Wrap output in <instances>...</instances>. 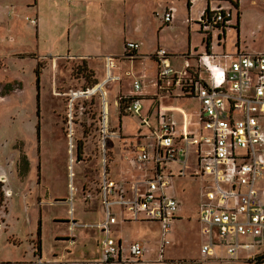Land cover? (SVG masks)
Instances as JSON below:
<instances>
[{"label":"rangeland","instance_id":"374dc122","mask_svg":"<svg viewBox=\"0 0 264 264\" xmlns=\"http://www.w3.org/2000/svg\"><path fill=\"white\" fill-rule=\"evenodd\" d=\"M66 1L0 0V165L9 173L13 171L8 174L12 195L7 201V217L4 219V208H1L3 212L0 214V258H18L20 253L29 252L32 243L36 248L40 216L44 254L50 248L58 247L65 251L70 248L77 254L90 253L92 259L101 255L95 239L86 241L80 237L75 245L62 242L55 246L57 234H68L67 225L56 220L68 217L64 200L70 196V183L76 189L75 217L84 222H99L104 217L101 210H88L81 195L83 187L85 194L92 195L94 205L99 206V126L96 117L81 110L82 102L77 105L73 111L71 148L67 96L72 91L100 84L104 73L101 71L102 65H99L100 60L74 59L72 56L102 50V53L116 57L117 74L121 80L106 87V91L111 93L108 96L110 125L121 129L122 138L115 141L119 145L113 143L110 146L112 150L108 159L114 162L119 158L114 165H110L114 178L120 179L125 173L126 177L132 178L128 181L135 182L141 180V168L147 166L140 165L136 160L137 155L142 148L152 154L151 146L156 132L154 125H157L153 110H150L149 122L144 117L152 104L150 100H154L150 96L156 91L153 85L157 69L155 60L149 55L155 51L159 40L160 47L173 54L171 62L180 70L184 65L181 53L204 51L203 36L200 34L204 33L198 30L200 26L185 22L184 0H79V6L62 9L60 6ZM203 4L201 0L192 16L200 12ZM240 4L241 32L237 34L235 18L227 24L226 35L223 36L220 29H214L211 33L214 53L236 55L239 40L241 45L245 42L252 53L264 52V0H241ZM169 6L178 10L176 15H179V19L167 25L162 15ZM34 20L36 24L32 23ZM204 37L208 38L209 34ZM125 40L143 43L139 53L148 56L129 62L127 56L130 53H124ZM47 53L51 55H45ZM128 72L137 78L129 77ZM136 80L142 82L145 90L143 116L123 113L125 115L120 117L115 102H119V97L124 100L130 97ZM159 99L162 107H169L170 114L176 116V108L184 110L186 119L181 112L178 118H174L181 131L195 128L193 125L197 123L198 112L196 101L177 98L163 103L161 97ZM89 107L97 109L86 102V110ZM39 125L40 140L37 134ZM195 149L192 147L193 151ZM11 154H17L14 160L7 157ZM5 180V176H0V198L3 201L11 194L5 187ZM202 184V180H193L188 176L173 180L172 193L180 200L178 213L181 219L171 224L166 239L172 243L166 247L162 258L179 259V264H243L201 256L203 237L196 211L199 195L205 196L211 189L209 184L205 183L204 187ZM42 200L46 204L40 210L38 204ZM55 200L60 203L48 205ZM115 230L116 236L123 238L125 246L130 241L138 240L155 251V256H149L152 259H145L147 262H154V257L158 258L161 254L162 234L158 224L136 221L124 227L119 224ZM41 263L39 260L38 264Z\"/></svg>","mask_w":264,"mask_h":264},{"label":"built area","instance_id":"2783aa9c","mask_svg":"<svg viewBox=\"0 0 264 264\" xmlns=\"http://www.w3.org/2000/svg\"><path fill=\"white\" fill-rule=\"evenodd\" d=\"M173 11L168 8L162 15L165 24L172 21ZM231 18L230 10L219 7L203 12L198 25L201 32L211 37L214 29H220L223 34ZM138 49L137 43L126 44L129 56ZM181 57L184 65L179 70L166 51L158 50L152 55L158 66L157 96L196 101L197 123L193 125L196 129L181 131L176 121L167 120L169 107H162L158 101L152 154L142 148L136 159L153 163L154 172L150 177L120 183L109 175L110 141L122 138L120 130L110 125L106 91L109 84L121 80L115 73L116 58L105 57L104 79L100 84L67 95L71 148L74 108L85 100L95 97L100 100L99 196L104 211L99 222L78 223L73 218L71 205L67 240L75 244L76 228L98 230L105 259L114 261L120 255L115 230L119 220L157 221L162 224V247L169 245L166 235L180 209V201L172 193V182L188 176L201 178L202 187L205 183L211 187L205 196L200 195L198 203L197 219L205 238L201 255L214 258L223 250L226 256L235 257L241 252H251L253 262H264V53L216 54L205 44L202 53ZM141 91L142 85L135 81L130 97L118 98L115 105L119 115L120 101L124 102L123 113L140 115ZM176 111L186 119L184 110L176 108ZM73 191L71 186V197ZM129 252L133 260L141 259L142 244L134 242Z\"/></svg>","mask_w":264,"mask_h":264},{"label":"crops","instance_id":"0c3cea01","mask_svg":"<svg viewBox=\"0 0 264 264\" xmlns=\"http://www.w3.org/2000/svg\"><path fill=\"white\" fill-rule=\"evenodd\" d=\"M200 1L201 0H184V2L186 4V7H187V10H188V11H186V7H185L184 12H185L186 17H187L185 19V22L186 23H188V24L195 23V24H197V26H199L198 25V20L201 17V15L203 14V12L208 11V10L217 9V8L221 7L223 9H226V10H230L231 11V13H232L231 20L233 18H235V25H237V28H236L237 34H238L239 31L241 32V22H240V20H241L240 19V7H241L240 6L241 5L240 2H241V0H203V3L204 4H203L200 12L196 16H192V13L196 11V6H197V4ZM236 1L238 2V8H236L233 5V3H232V2H236ZM80 4H81V2L79 0H67L60 7L61 8L63 7L62 9H66L67 7L71 9L72 6H79ZM168 8H172L174 10L173 11V19H172V21L169 24L175 23L177 21V18L179 17V15H176L177 12H178V10L174 6H169V7H167L164 10V12ZM86 9H87V7H86ZM164 12H163V14H164ZM234 13H235V16H234ZM173 20H174V22H173ZM38 23H39V21H38ZM138 30H140V27L137 28V31ZM198 30L201 31L200 27H198ZM211 33H213V31ZM211 33H210V35H211ZM200 34L203 36L202 37V44H203V47H204V50H205V40H206L205 37H204L205 34L204 35L202 33H200ZM224 35H226L225 29H224V32H223V36ZM128 42H134V43H137L139 45V49L136 52H134L132 54V56H127V60L128 61L129 60L130 61L131 60H134L135 61V60L141 59L143 56H148V55H141L142 53H139L141 47H143L144 44L143 43H138L137 41H132V40L131 41H126L125 40V43H124V53H127L126 52V44ZM211 42L212 41H211V37H210V46L212 47V50H213L214 49V46L212 45L213 42L212 43ZM238 45H239V47H238V52L237 53H242V54H247V55H255V54H258V53H264V52H256V51H253L254 53H252L251 51L248 50L249 47L247 45H245V42H244L243 45L240 44V40H239ZM196 49H198V48H196ZM158 50H164L163 48L160 47L159 40H158V46H157V48L149 56L153 55ZM164 51H166V50H164ZM102 52H103L102 50H98L96 52H93V54H79V55L72 56V57L74 59H82V60L98 59V60L101 61V63L99 65H102L101 71L103 70L102 73H104V60H105V57H107V56H112L114 58H116V57L113 56V55H111L110 53L106 54V53H102ZM89 53H92V52H89ZM95 53H99V54H95ZM166 53H168L169 55H171L168 51H166ZM188 53H196V50L194 52H191V50H189L188 52L181 53L180 55H185V54H188ZM222 54H224V52H222ZM45 55L50 56L51 54L50 53L49 54L47 53ZM154 62L156 64V69H158L157 62L156 61H154ZM117 71H118V68L115 71L116 74L118 73ZM126 74L129 77H133L134 79L137 78L136 76L132 75L131 72H128ZM103 78H104V75H103ZM156 78H157V70H156L155 81H154V85H153V87L155 88L156 91H155V93L152 94L153 96H150V97H154V100L153 99L150 100V101H152V104L147 109L146 115L144 116L145 118L146 117L149 118V120L147 122L150 121V116H151V114L149 115L150 110H153L152 115L153 114L155 115V106L157 105L158 101L160 100L159 97L157 96L158 93H157V89H156V86H155ZM136 81H138V80H136ZM114 84H117V82L116 83H111L107 87H109L110 85H114ZM140 84L142 85V91H141V96H142V110H141V112H142L143 111L144 95H145V92H143V91H145V90H143V84H142V82H140ZM161 101L163 103H164V101H166V103H169L170 102V98L169 97H163L161 99ZM175 114H176V116L174 114H170V112H168V114H167V120L168 121H170V120L175 121L174 118H178L177 116L179 115V112L176 111ZM140 116H143V115H141V113H140ZM154 126L156 127V125H154ZM119 130L121 132V129L120 128H119ZM39 140H40V138H39ZM113 143H116V144L119 145V142L113 141L110 146H112ZM122 147H123V145H122ZM151 147L153 149V146H151ZM110 150H112L111 147H110ZM147 152L149 153L148 150H147ZM16 155L17 154H14V155L11 154V155H8L7 157H13V160H14V158L16 157ZM118 159H115L114 162H109V175H110V177L112 179L116 180V181L119 180L118 182H120V183H129V182H131V181H128L127 179L130 180L132 178L126 177L127 174L125 175V173H123V175H122V177L120 179H117V178H114L113 177L114 176V173L111 172L110 165H112V164L114 165V163H116ZM13 160H12V162H13ZM139 163H141L140 165H147V166H144V169L141 168L142 171H140V174H139L140 177H142L141 179H144L146 177H150L152 175V173L154 172L153 163L150 162V161L149 162H145L144 161V162H139ZM115 165H117V164H115ZM11 173H13V171ZM11 173H9L8 169H5L4 166H1L0 165V176H5V179H6L5 180V187L8 189L9 192H11V194H8L6 196V199L3 202V206L1 207V208H4V210H5L4 211V219L7 217V201H8V199L12 195V190L9 188V183H10V176L9 175ZM70 175L73 178L75 177L73 173H70ZM99 177H100V171H99ZM197 179L201 180V178H193V180H197ZM71 186L73 187V190H74L73 191V197H71V192H70V187ZM69 193H70L69 198L66 199V200H64L65 204L68 207V210H67L68 217L66 219H58L56 221H60L59 223H63L65 225H67V228H68L69 227V212H70L71 205H72V208H73V218H74L75 221H77L78 223H96L97 221H94V222H84V221H80V220H78L75 217V201H76V194L75 193H76V189H75L73 183H70L69 184ZM81 195H82V200H84V202H85L84 204H86L85 206H86V208L88 210H101L103 212V215H104L103 207H102V204H101V199H100V196H99V191H98L99 206L94 205L92 195L91 194H85L83 187H82ZM199 197H200V195H199ZM71 198H72V201H71ZM199 201H201L200 198H199ZM57 203H60V201H57V200L50 201L48 203V205H51L52 206V205L57 204ZM44 204H46V202H44L43 200L40 202V205L38 204L40 210L42 209V206ZM1 208H0V214L3 212V211H1ZM197 211H198V209H197ZM197 211H196V220L198 222V219H197ZM180 219H181V215H179V213H178V215L176 216V218L172 220L171 224L175 223L176 221H178ZM39 222H40V225H41V235L40 236H38ZM150 222L151 223L158 224L160 226V228H161V234H162V224L160 222H157V221H140V223H150ZM128 223H132V222H125V221L119 220L118 224L115 226V229H117V226L119 224H121V227H124ZM198 224H199V222H198ZM0 228L2 229L1 224H0ZM199 228H200V234H201L200 224H199ZM201 236L203 237L202 234H201ZM67 237H68V234L67 235L66 234L65 235L57 234L55 236V246L61 244L62 242L65 243V244L66 243L68 244L69 242L67 240ZM74 237H75V244L80 239V237H82V238L84 237L86 239V241H90V240H94L95 239V241L97 243V246L100 247L101 255L97 256L95 259H92L93 255L90 254V253L87 254V253H80V252H78V254H77V252H73V250L71 251L70 248H67L66 251H65V250H63L61 248H58V247H55L53 249L50 248V250L47 251V253L44 254V249H43V245H42V220H41V216H40L39 221H38V227H37V240H36L37 241V246H36V248L33 247L34 246L33 245L34 243H32L30 245V247L28 248L29 249V252L27 251V252H24V253H20V255H19L18 258H12V257L0 258V263H17V262H20V261H26L28 263L29 262H32V264H38V261L39 260L42 261L41 264H142V263H145V264H149V263H155V264H179V262H181V260L175 259V258H170V257L169 258L167 257L166 259L165 258H162L164 256L166 247L169 246V245H167L165 247H162V241H160L159 252L161 254H159V257L158 256H157L158 258L154 257V259H155L154 262H147L148 259H152V258L149 257L150 255H154L155 256V253H156L155 251H151L150 249H148V247L145 246V244H143L142 242H140L138 240H136V241L135 240L134 241H130V242H128L129 244L127 246H125L124 243H123V238L118 236L117 239L119 241V247H120V255H119V258H118V260L107 261L105 259L104 255H103L101 246L99 244L100 243V239H101V233L98 230L76 228L75 231H74ZM161 240H162V238H161ZM204 241H205V238L203 237V242L202 243H204ZM134 242H140L142 244V247H143V256L141 257V259H138V260H133L131 258V256H130V252H129V248H130L131 244H133ZM171 243L172 242L170 241V244ZM152 252H154V254ZM252 256H253V254L251 252L250 253L241 252V253H239V255H237L235 257H228V256L225 255V253H224L223 250H219L217 252L216 257H214V258H207V259H212V260H216V261L228 260V261H235L236 263L238 262V263H243V264H247V263H250V264H264V262H260V263L253 262L252 259H251ZM145 259H147V260H145ZM162 260H164V261H162Z\"/></svg>","mask_w":264,"mask_h":264},{"label":"trees","instance_id":"16d2710c","mask_svg":"<svg viewBox=\"0 0 264 264\" xmlns=\"http://www.w3.org/2000/svg\"><path fill=\"white\" fill-rule=\"evenodd\" d=\"M233 3V5L236 7V8H238V2L236 1V2H232ZM205 44H206V47L209 49L210 48V37H208V38H206V40H205ZM38 77H37V89L39 90V83H40V77H39V74L37 75ZM108 93V92H107ZM108 96L110 97V93L108 94ZM109 97H108V99H109ZM38 99H39V95H38ZM86 102H89V105H94V106H96L97 107V109H93L92 107H89V109L88 110H86V108H85V104H86ZM121 102V105H120V108H119V111H120V117L121 116H123V115H125V114H123V107H122V102L123 101H120ZM79 104L80 103H78V106H79ZM78 106H76V107H78ZM81 110H84L85 111V114H88V115H90V116H94V117H96V123L98 124V126H99V115H100V100L97 98V97H95V98H93V99H90V100H85V101H82V108H81ZM81 114H82V112H81ZM98 131H99V127H98ZM37 134H38V139L40 138V125H39V127H38V132H37ZM80 155H81V148H79L78 149V157L80 158ZM1 186V185H0ZM3 200L0 198V208L3 206ZM41 235V225H40V222H39V228H38V236H40ZM258 263H260V262H258Z\"/></svg>","mask_w":264,"mask_h":264}]
</instances>
